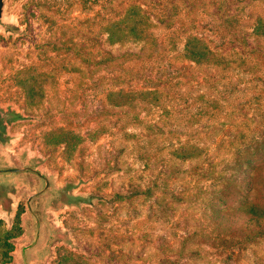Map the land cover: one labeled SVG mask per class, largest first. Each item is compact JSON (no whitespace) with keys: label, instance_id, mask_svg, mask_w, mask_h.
<instances>
[{"label":"rangeland","instance_id":"rangeland-1","mask_svg":"<svg viewBox=\"0 0 264 264\" xmlns=\"http://www.w3.org/2000/svg\"><path fill=\"white\" fill-rule=\"evenodd\" d=\"M96 1L106 8L94 6L102 11L91 16L95 34L102 33L96 27L102 15L117 17L138 4L155 24L149 31L170 50L182 52L192 33L214 50L255 59L264 53V37L252 33L264 17V0ZM63 2L4 0L0 15V109L20 114L5 124L0 168L32 166L49 180L36 195L45 186L42 177L0 173V264H264V194L257 181L243 180L255 175L250 141L264 131V96L254 95L259 89H245L241 76L218 69L243 90L229 102L249 101L241 115L226 116V109L196 114L198 103L185 100L171 104V117L115 107L107 91L120 87L124 67H143L99 63L97 54L91 55L94 64L84 61L78 53L84 35L94 36L85 23L90 16L81 5ZM68 38L75 41L70 48ZM104 39L100 35L90 47L117 58L143 51V43L110 45ZM174 62L189 74L202 70L200 79L216 69ZM16 77L34 80L27 84L30 94ZM190 83L183 86L189 100L216 95L206 78ZM133 114L143 124L131 122ZM232 118L249 124L238 127ZM178 141L199 144L203 156H172ZM138 146L149 158L139 157ZM234 163L242 169L236 172Z\"/></svg>","mask_w":264,"mask_h":264},{"label":"trees","instance_id":"trees-1","mask_svg":"<svg viewBox=\"0 0 264 264\" xmlns=\"http://www.w3.org/2000/svg\"><path fill=\"white\" fill-rule=\"evenodd\" d=\"M67 1H71V5H81L83 12H85L87 16H90V18H88L85 23L91 28L89 35L94 36L89 40L87 39V35H84L86 38H82V40H85L86 44L81 46L83 50L81 47L79 48L80 51L78 53L84 58V61L94 64L93 62H95V60L91 59V55L97 54L99 57V63L107 60V62H112L113 65L130 63L132 64L130 67L140 64L143 67V72H136L133 69H126V67H124L123 71L128 74H126V77H123L122 81L120 82L121 85L119 84L120 87L107 91L106 98L108 99L109 103L115 107L127 106L132 111H145L146 113L160 110L161 113H159L162 116H164L163 112H165L166 115L171 117L175 116L173 112L169 110L171 104H174L175 101L177 102L178 100H185V102L188 103H198L196 111L199 110V112H195L196 114L206 112V109L208 113L211 114L220 113V111L225 112L226 109V116L235 113H240L241 115V109H244L245 107L249 108V101L243 100L241 103L239 102L236 107L234 104L232 105L229 102V97L233 95L238 96L239 92L243 93V90L238 88V84L232 82L229 79L230 77H228L226 74L220 73V71L232 72L237 76H241L239 79L245 80L240 81V84H243L245 89H259L257 93H254L255 97H257V95L260 98H262L261 96H264V53H258L256 57L257 59H255V55L251 53L242 54L234 49L230 52L214 50L205 37L192 33L187 35V37L184 39L182 52L178 53L176 47H173V49L170 50L165 46L166 44L164 41L160 43L153 32L149 31L155 26V24L152 19L147 14H145L144 7L138 4L126 7L123 14L117 17H106V14L102 15V20L100 21L101 24L98 23L96 25V27L99 26L101 28L102 33L95 34L93 33L94 27L90 22L93 18L91 16L94 14L101 16L102 11H95L94 6L99 5L106 8L104 4H100L96 0H64V2ZM222 4L229 5V1L223 0ZM225 11L228 15V17H226L227 21H230V19L233 17V15L230 14V9L226 8ZM226 26L233 27L231 22H228V25ZM252 33L256 37H264V17L259 16L257 18L256 22L254 23ZM100 35H105L106 39H104V41L110 45L143 43V51L139 54L127 52L122 55V58H117L112 54L105 56V53L102 50L99 51L100 49H98L96 52L95 47L92 45L90 47L89 44L90 41L94 42V40L98 39ZM68 39L69 40L65 42V45L69 46L68 48H70V44H73L75 41L73 38ZM174 60L177 62L180 60H188L192 63V65L198 68L207 67L211 70L214 68L216 69L208 75H203V77L200 79V75L204 74L202 70H199V75L196 73L189 74L185 72L186 67H184V65H181L180 67L178 65L176 66V62H174ZM218 69L220 71H218ZM21 71L17 70V72ZM111 71L115 72L114 69ZM205 78L208 83V87L212 89L216 95L207 96L202 91L203 93L200 94V97H197V100H195V98L193 100H189L188 90L183 89V86L191 84V81L194 84H198L202 79L204 80ZM16 79L18 80L20 86L26 90V93L30 94L31 88L27 84H34V80L31 79L30 81L26 82V80L21 78L18 79V77H16ZM37 80L38 78H36V83ZM225 80H227V83H225ZM261 82H263V84H261ZM252 108L255 110L258 107L254 105ZM196 114L195 116H198ZM210 116L213 117L214 115ZM130 117L131 122L132 120H138L140 125L143 124L142 120H140L137 114H133ZM261 117L264 119V114ZM232 119L234 124L236 122V126L238 127L240 125L243 126L249 124L248 122L239 121L238 118ZM148 126H150L151 130L158 128V126H153L151 123H148ZM244 135L245 133L241 132L240 138H243L242 136ZM68 136H75L78 138L74 132H69ZM250 143L252 145L250 146L251 149L254 150L252 169L254 170L255 175L246 174L245 179L243 180L248 183H255V181H257L258 186L261 188L264 194V131L257 137H253ZM204 150L205 148L199 144L178 141L172 145L171 155L178 159L189 160L200 158L203 156ZM141 151H145V149L141 146H138L139 157L144 159L149 158L150 153L141 154ZM146 151L151 152L150 150ZM244 163L245 162H243V164ZM238 164L234 163V170L236 172L242 169V163ZM200 171L202 172V170ZM211 178L215 179V176ZM233 183H235L233 185V190L234 192H237L236 188L238 187L236 181ZM222 189H220L218 193L220 198H223L224 194L226 195V192L223 193ZM148 191H151V189L148 188ZM215 192L217 191H214V193ZM173 196L177 199H180L178 195L175 196L173 194ZM218 213H221V211L219 210Z\"/></svg>","mask_w":264,"mask_h":264},{"label":"water","instance_id":"water-1","mask_svg":"<svg viewBox=\"0 0 264 264\" xmlns=\"http://www.w3.org/2000/svg\"><path fill=\"white\" fill-rule=\"evenodd\" d=\"M3 5H4V0H0V15L2 14ZM0 111L5 114L8 121H13L14 119H18L20 117L19 113L12 111V110L4 111L3 109H0ZM24 171H31L44 179L45 186L43 189L38 191L36 195L42 193L49 186L48 178L43 173H41L39 170H37L36 168L32 166L0 168V173H19V172H24ZM36 195H33V196H36Z\"/></svg>","mask_w":264,"mask_h":264},{"label":"flooded vegetation","instance_id":"flooded-vegetation-1","mask_svg":"<svg viewBox=\"0 0 264 264\" xmlns=\"http://www.w3.org/2000/svg\"><path fill=\"white\" fill-rule=\"evenodd\" d=\"M7 118L4 113L0 111V141H2L3 138V132L5 131L6 127L5 124L7 123Z\"/></svg>","mask_w":264,"mask_h":264}]
</instances>
